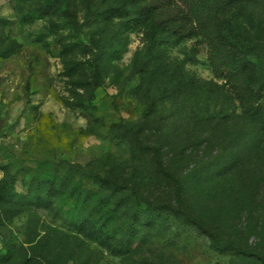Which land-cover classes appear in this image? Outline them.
<instances>
[{
  "label": "rangeland",
  "instance_id": "1",
  "mask_svg": "<svg viewBox=\"0 0 264 264\" xmlns=\"http://www.w3.org/2000/svg\"><path fill=\"white\" fill-rule=\"evenodd\" d=\"M140 9L0 0V188L28 194L20 210L0 203V264H264V103L243 115L200 37L177 41L148 12L126 30ZM210 26L227 41H264V0H234ZM170 174L205 230L168 210L178 207ZM86 192L99 193L94 217L108 232L85 227L96 203Z\"/></svg>",
  "mask_w": 264,
  "mask_h": 264
},
{
  "label": "trees",
  "instance_id": "2",
  "mask_svg": "<svg viewBox=\"0 0 264 264\" xmlns=\"http://www.w3.org/2000/svg\"><path fill=\"white\" fill-rule=\"evenodd\" d=\"M131 1L132 5L139 6L141 9L138 17L128 18V20H126L123 25L126 30L138 31L141 27H144L146 23L141 18L148 12L153 16L154 21L160 23V26H166L176 37L177 41L200 37L202 41L207 43L209 48V61L215 75L227 80V82L234 87L236 99L239 102L243 115L252 116L262 108L264 103V85L259 82V73L264 57L262 53L264 50V41L255 36L251 37L249 41L246 42L239 40L237 36L232 38L233 40L235 39L234 41H227L224 37H219L215 29L210 26V23L219 15L229 11L234 0H181V7L180 4L176 3L177 0H153L158 1L155 4L150 3L152 0ZM123 12L125 15L129 14L128 10H123ZM28 18L31 19L32 17ZM28 23H31V20H29ZM4 51L15 52L16 50L13 45H9ZM250 59H252V61ZM261 123L263 127L260 132V138L258 137V139L264 140V121L262 120ZM154 157L157 162L158 172L168 174V170L160 159L158 152H155ZM169 176H172L175 183L174 194L178 207L176 210L173 208H168V210L182 213L184 216L190 218L192 223L205 230L203 224L198 220L192 219L187 212L183 211L179 182L172 174ZM99 179H101L100 181L104 185L112 187L115 191H121L124 187L122 184L115 182L109 174L101 178L99 177ZM30 183L32 186H34V184H41L35 183V179L31 180ZM56 185V182L50 185L52 186L50 191L54 194L60 192V189L56 187ZM82 192L83 190L81 188L77 189V193L81 194ZM86 194L90 197V201L93 200L96 201V203L93 206L90 203L88 206V208H91L90 211H92V213L87 214L88 221L86 220L85 227L90 233L102 234L108 232L109 230L104 231L108 220L105 218V220L102 221V215L98 218L94 217V215L98 213H104L101 210L102 200H98L99 193L86 192ZM26 196H28V194H19V192L14 189V186L0 188V203L11 204L13 209L16 210L22 209L23 205L18 204L22 203L21 198H25ZM31 196L32 194L29 195L28 198H32ZM47 199H49V197H47ZM35 200H41V197L37 195ZM97 202H99V204H97ZM138 208L139 205L137 204V209ZM157 208L163 209L162 206ZM79 211L80 207H78L76 203L75 206L72 207L69 216L73 218L75 222L78 221L77 215ZM145 211V213H147L146 216H149L148 218L150 219L155 211V207L149 205ZM1 225H3V223L0 221V226ZM256 257L264 261V255L258 254Z\"/></svg>",
  "mask_w": 264,
  "mask_h": 264
}]
</instances>
